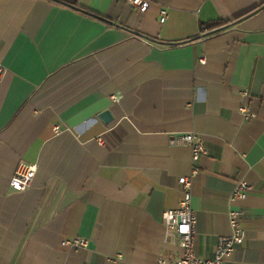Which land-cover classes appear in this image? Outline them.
<instances>
[{
    "label": "crops",
    "instance_id": "obj_1",
    "mask_svg": "<svg viewBox=\"0 0 264 264\" xmlns=\"http://www.w3.org/2000/svg\"><path fill=\"white\" fill-rule=\"evenodd\" d=\"M0 64V264L176 259L161 215L182 175L196 255L230 232L242 179L245 240L223 264H264V0H0ZM22 163L37 170L19 191Z\"/></svg>",
    "mask_w": 264,
    "mask_h": 264
},
{
    "label": "built area",
    "instance_id": "obj_2",
    "mask_svg": "<svg viewBox=\"0 0 264 264\" xmlns=\"http://www.w3.org/2000/svg\"><path fill=\"white\" fill-rule=\"evenodd\" d=\"M124 1L140 11H144L148 6V0ZM165 18L166 9L161 8L160 22H163ZM3 75L4 69L0 64V80ZM239 111L246 117L255 116L253 113H248L244 106L239 107ZM174 140L178 144L190 147L193 161L198 160L206 152L203 138L196 132L177 133ZM36 170L35 164H19L10 177V187L19 191L26 190L31 185ZM193 173H195V169ZM191 176L182 175L178 177L177 182L181 191L178 206L163 210L161 215L165 227V239L176 241L181 253L176 259L159 258L156 264H223L232 255L235 247L243 244L245 240V230L242 227L243 210L238 207L237 202L246 197L249 185L245 180L239 179L234 183L229 196L230 207L227 214L230 232L217 238L212 258H201L196 255L194 250L196 215L191 205ZM63 244L69 245L74 250H79L88 247V240L86 238H74L63 241Z\"/></svg>",
    "mask_w": 264,
    "mask_h": 264
},
{
    "label": "water",
    "instance_id": "obj_3",
    "mask_svg": "<svg viewBox=\"0 0 264 264\" xmlns=\"http://www.w3.org/2000/svg\"><path fill=\"white\" fill-rule=\"evenodd\" d=\"M98 116L106 123L112 120V114L109 109L102 110Z\"/></svg>",
    "mask_w": 264,
    "mask_h": 264
},
{
    "label": "trees",
    "instance_id": "obj_4",
    "mask_svg": "<svg viewBox=\"0 0 264 264\" xmlns=\"http://www.w3.org/2000/svg\"><path fill=\"white\" fill-rule=\"evenodd\" d=\"M56 1H58V0H56ZM224 23H225V22H220L219 24H220V25H223Z\"/></svg>",
    "mask_w": 264,
    "mask_h": 264
}]
</instances>
